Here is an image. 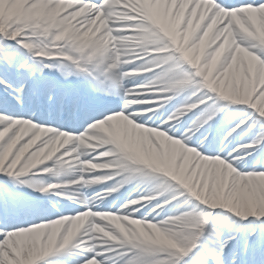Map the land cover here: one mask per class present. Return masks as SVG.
Returning <instances> with one entry per match:
<instances>
[{"label": "snow or ice", "instance_id": "1", "mask_svg": "<svg viewBox=\"0 0 264 264\" xmlns=\"http://www.w3.org/2000/svg\"><path fill=\"white\" fill-rule=\"evenodd\" d=\"M260 32L264 0H0V264H264Z\"/></svg>", "mask_w": 264, "mask_h": 264}, {"label": "rangeland", "instance_id": "2", "mask_svg": "<svg viewBox=\"0 0 264 264\" xmlns=\"http://www.w3.org/2000/svg\"><path fill=\"white\" fill-rule=\"evenodd\" d=\"M187 50V55L190 57V58H192V56H193V51H192V49H186ZM253 54H257V53H253ZM170 107V106H169ZM246 107V106H245ZM242 115H244V113L242 114ZM241 115V116H242ZM219 116V115H218ZM239 117L240 119H242L243 118V116L242 117ZM193 119L195 118L194 116L192 117ZM186 120H187V118H186ZM238 121H239V119H238ZM238 121H234V120H230V121H228L223 127H222V131L223 132H225L229 127H232V126H234L235 125V123L236 122H238ZM189 124L191 123V120H188L187 121ZM207 127V126H206ZM201 132H204L205 133V135H208V136H210V137H214V135H216V134H219L220 133V125H219V122L217 121V120H214V121H212L211 122V129H209L208 131H205V129H201ZM197 135H199V133H197ZM193 139H195V137H193ZM231 140H232V146H234L235 144H238V143H241L242 141L239 139V137L237 136V137H234V138H231ZM219 144V143H218ZM189 146H193V145H189ZM262 147H264V146H262ZM204 154H207V153H204ZM249 159H251V157H249ZM39 179V181L40 182H47V181H53V180H55V178H53V177H51V176H43V177H40V178H38ZM147 182H150V184L151 185H153L152 186V188H160V186L162 185V183H159L158 181H156V180H150V181H147ZM155 184V185H154ZM144 191V190H143ZM142 191V192H143ZM169 214H167V215H169V216H171V215H173V214H176L177 213V209L176 208H173V207H171L170 206V208H169ZM60 260V257H53L52 259H50V261H53L54 262V264H55V262H57V261H59Z\"/></svg>", "mask_w": 264, "mask_h": 264}, {"label": "bare ground", "instance_id": "3", "mask_svg": "<svg viewBox=\"0 0 264 264\" xmlns=\"http://www.w3.org/2000/svg\"><path fill=\"white\" fill-rule=\"evenodd\" d=\"M255 17H253V19H254ZM149 19H151L152 20V22L154 23V24H156L157 26H159V27H161V30L162 31H164L165 32V34L166 35H168L170 38H172V39H176V40H178V35H174V29H169L168 27H165V25L161 22V21H159V20H157V19H155V18H153V17H149ZM260 36L262 37V38H264V32H260ZM187 39H188V37L186 36L185 37V42L187 41ZM181 49L185 52L186 51V49L183 47V45H181ZM192 51L194 52L195 50H193L192 49ZM188 56V55H187ZM154 163L156 162V161H153ZM113 169H108V171H112ZM76 173H75V171L73 170V175H75ZM71 179V177H66L65 178V181H68V180H70ZM48 182V181H47ZM52 182V181H51ZM55 182V181H54ZM134 183H135V186H140L141 185V182L140 181H133ZM89 191H90V193H94V192H96V191H99V187L98 186H95L94 188H89ZM120 192V191H119ZM119 192H116V193H113V195H111V196H109V197H111V198H113V199H117L118 198V196H119ZM130 195H132V192L130 193ZM130 195H128L129 196V198H130ZM109 197H107V198H109ZM128 198V199H129ZM97 205L99 206V208L101 209V211H115L116 209H118L119 207H111L110 206V203L109 202H97ZM137 215H139V214H137ZM83 222V220H81V223ZM53 257H58V256H52V257H48V258H46V260H50V259H52Z\"/></svg>", "mask_w": 264, "mask_h": 264}]
</instances>
